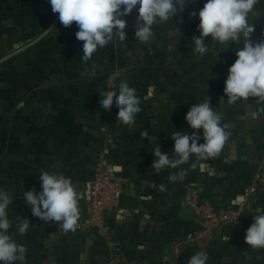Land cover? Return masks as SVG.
<instances>
[{"label": "rangeland", "instance_id": "374dc122", "mask_svg": "<svg viewBox=\"0 0 264 264\" xmlns=\"http://www.w3.org/2000/svg\"><path fill=\"white\" fill-rule=\"evenodd\" d=\"M205 2L192 0L177 17L153 25L151 45L135 38L133 9L124 17L127 40L114 39L87 62L82 61L83 42L76 39L77 25L66 28L58 23L38 43L0 63V156L8 158L0 162V190L14 194L7 210L13 222L9 231L26 247L25 264H188L199 251L207 252V264H227V231L213 239H197L195 226L178 211L190 205L191 194L214 203L221 200L219 195L225 204L228 182H235L236 194L254 182L264 161L258 149L264 148V104L254 98L227 101L224 82L237 58L236 44L220 51L221 46L207 37L208 51L203 56L193 52L199 17L189 13H198ZM33 4L0 0V18L9 23L0 26V58L37 38L58 15L41 16ZM249 22L255 26L253 42L264 41V0H258ZM93 66L95 77L81 75L91 73ZM109 77L116 85L126 81L136 89L141 111L134 126L116 119L115 102L110 111L100 106V89L106 88ZM207 97L222 114V123L229 125L230 137L218 157H193L180 166L186 170L184 178L172 182L169 175L179 169L157 173L152 151L159 145L171 158V134L193 132L186 113ZM248 132L253 136L249 142ZM199 134L198 143H203L202 130ZM249 143L257 148L251 160L232 157L234 145L246 148ZM98 164L121 181L126 193L140 197L146 221L142 236L129 234L127 228L118 231V209L108 216L105 231L85 225L88 182ZM42 170L64 174L83 193L76 231L64 233L58 222L45 223L32 215L23 193L41 190ZM20 218L31 222L24 235L16 232ZM217 242L224 249L216 248Z\"/></svg>", "mask_w": 264, "mask_h": 264}, {"label": "clouds", "instance_id": "9594fccd", "mask_svg": "<svg viewBox=\"0 0 264 264\" xmlns=\"http://www.w3.org/2000/svg\"><path fill=\"white\" fill-rule=\"evenodd\" d=\"M52 12L58 13L59 21L64 27L75 23L78 31L76 39L83 42L82 61H89L94 53L104 48L114 39L120 42L127 40V17L136 9L135 38L143 44L151 45L155 38L153 25L165 24L183 12L192 0H49ZM258 0H206L198 13H189L190 17H199L198 31L193 36L194 53L203 56L209 48L205 38L211 37L212 43L226 50L236 44V60L228 69L224 84V93L229 104L247 101L254 98L258 104H264V41L253 42L251 34L254 24L249 22L254 14ZM243 43V47L239 45ZM131 55V52L128 53ZM81 75L95 77V66L91 73ZM106 88L100 89V106L110 111L115 102L118 109L116 119L129 127L134 126L136 116L141 111V99L135 88L126 81L116 85L114 78L109 77ZM257 112L252 113L256 118ZM185 120L193 129L191 134L174 131V155L156 146L152 153L155 159L152 168L157 173L165 169H179L170 174L172 182L182 180L186 170L181 165L189 163L193 157L196 161H207L216 158L222 152L230 137L229 125L222 123V114L211 107L210 98L192 104L186 113ZM202 130L203 143L201 139ZM193 163L191 167H195ZM41 190L35 188L24 191L23 198L31 206L32 215L45 223L58 222L64 233L76 231L80 219L79 201L83 198L71 178L62 173L42 170L39 174ZM14 194L0 190V264H25L26 247L16 242L9 229L13 222L9 219L8 208L13 203ZM30 221L20 218L15 225L19 235L26 234ZM229 239V237H226ZM245 242L253 250L264 249V208L254 212L253 223L246 230ZM209 256L199 251L188 259V264H207Z\"/></svg>", "mask_w": 264, "mask_h": 264}, {"label": "crops", "instance_id": "0c3cea01", "mask_svg": "<svg viewBox=\"0 0 264 264\" xmlns=\"http://www.w3.org/2000/svg\"><path fill=\"white\" fill-rule=\"evenodd\" d=\"M26 1V0H23ZM33 8L36 10L41 16H47L53 14L51 9V4L49 0H33ZM27 5V3H25ZM0 26H8L9 23H5L4 17L0 18ZM245 119V118H244ZM247 119V118H246ZM245 119V120H246ZM245 123V121H243ZM253 139L252 133L248 132V142ZM258 149L263 153L264 148L260 147ZM257 148L254 144L249 143L246 148H240L237 145L230 150L232 152V157L237 158H245V160H251L252 156L255 155V150ZM248 158V159H247ZM260 171V172H259ZM255 176L254 182H247L245 187L240 189V192L236 194L235 182H228L227 192H226V200L228 204L232 205H240L241 203L247 204L248 216L245 217L244 222L241 225L233 226L227 230V235H230V242L227 245V264H264V249L253 250L248 246L245 242L246 230L253 223L254 212L258 208H264V161L260 163V169ZM89 185V182H88ZM88 188L87 187V198H88ZM255 189L254 191L252 189ZM129 194L136 195L135 193ZM139 197V196H138ZM220 197V198H219ZM140 199V197H139ZM218 199L223 201V197L218 195ZM217 201V203H221ZM141 202V199H140ZM136 208H123L120 207L116 212V222L118 221V231L124 228H127L129 234L133 236H142L145 232V218L143 215L142 204H140ZM225 203V204H226ZM187 206L183 205L180 207L178 214L180 218H183L181 212L182 209ZM118 216V217H117ZM190 221V220H188ZM215 237V236H214ZM213 237V238H214ZM218 237V235H216ZM212 238V239H213ZM223 246H220L219 242H217L218 249H224Z\"/></svg>", "mask_w": 264, "mask_h": 264}, {"label": "built area", "instance_id": "2783aa9c", "mask_svg": "<svg viewBox=\"0 0 264 264\" xmlns=\"http://www.w3.org/2000/svg\"><path fill=\"white\" fill-rule=\"evenodd\" d=\"M255 190L254 188L252 189ZM125 192L119 179L113 177L102 164L95 166L89 180L87 219L85 225L107 230L104 226L110 214L120 208V195ZM194 208V218L190 221L195 226L197 239L205 240L221 234L223 227L240 219L247 208L240 205L208 202L197 194H191L190 205Z\"/></svg>", "mask_w": 264, "mask_h": 264}, {"label": "water", "instance_id": "95a60500", "mask_svg": "<svg viewBox=\"0 0 264 264\" xmlns=\"http://www.w3.org/2000/svg\"><path fill=\"white\" fill-rule=\"evenodd\" d=\"M58 21H59V15L56 16V18L54 19L52 24L42 34H40L37 38H35L31 42H29V43L25 44L24 46L12 51L11 53L7 54L6 56L0 58V63H2L3 61L17 55L18 53L28 49L29 47L35 45L36 43H38L55 27V25L58 23ZM139 202H140V199L138 196H135V195H132V194H129L126 192H123L120 195V199H119L120 207L136 208L139 206ZM181 214H182L183 218H185L187 220H191L194 218V208L192 206H185L182 209Z\"/></svg>", "mask_w": 264, "mask_h": 264}, {"label": "trees", "instance_id": "16d2710c", "mask_svg": "<svg viewBox=\"0 0 264 264\" xmlns=\"http://www.w3.org/2000/svg\"><path fill=\"white\" fill-rule=\"evenodd\" d=\"M58 23H60V21L58 22ZM57 23V24H58ZM257 154V153H256ZM259 154V153H258ZM6 156H4V155H2V156H0V162L2 163V164H5V163H7V161H8V158H5ZM4 166V165H3ZM4 168H5V166H4ZM248 209L246 208V210L243 212V214H242V216L240 217V219L239 220H237V221H235V222H230V223H228V224H226L224 227H223V230H222V232H221V234H223L224 233V230H228L229 228H232L233 226H236V225H241L243 222H244V220H245V217H247L248 216Z\"/></svg>", "mask_w": 264, "mask_h": 264}]
</instances>
